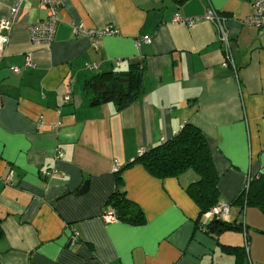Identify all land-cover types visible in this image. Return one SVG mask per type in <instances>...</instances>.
Here are the masks:
<instances>
[{
	"label": "crops",
	"instance_id": "1",
	"mask_svg": "<svg viewBox=\"0 0 264 264\" xmlns=\"http://www.w3.org/2000/svg\"><path fill=\"white\" fill-rule=\"evenodd\" d=\"M54 1L51 44L31 42L29 26L46 15L26 0L0 59V264H264V214L248 208L242 218L231 205L228 222L246 227L238 263L221 246L243 248L244 232L215 237L198 227L206 220L186 192L194 173L156 179L135 161L139 149L189 124L207 142L221 204L264 174V31L241 23L255 0ZM10 5L0 0V17ZM210 8L225 21L233 67L221 66L225 55L205 19ZM78 26L115 35L94 46L74 33ZM139 62L144 93L132 105L89 106L88 79ZM91 64L98 68L89 71ZM117 174L143 225L103 221Z\"/></svg>",
	"mask_w": 264,
	"mask_h": 264
},
{
	"label": "trees",
	"instance_id": "2",
	"mask_svg": "<svg viewBox=\"0 0 264 264\" xmlns=\"http://www.w3.org/2000/svg\"><path fill=\"white\" fill-rule=\"evenodd\" d=\"M171 1L180 6L187 0ZM144 72L145 67L139 62L131 64L125 71L98 73L84 83L85 99L91 107L110 103L117 111H121L143 95ZM135 161L156 179L177 178L188 171L194 173L197 179L186 187V192L197 205L199 218L221 204L217 190L218 178L211 154L204 136L197 128L189 124L184 125L170 140L163 141L143 154L137 155ZM116 180L115 191L107 200L105 209L113 213L115 221L133 226L143 225L145 218L142 211L135 203L127 200L125 192L120 189V175ZM246 181L236 198L228 204L229 207L235 205L242 217L248 208H255L264 214V174H256ZM198 227L215 237L226 231H239L244 232L247 238L243 221L226 222L213 219L199 223ZM246 246L247 239L243 248L221 246V249L227 250L228 254L233 253L240 263L246 256Z\"/></svg>",
	"mask_w": 264,
	"mask_h": 264
},
{
	"label": "built area",
	"instance_id": "3",
	"mask_svg": "<svg viewBox=\"0 0 264 264\" xmlns=\"http://www.w3.org/2000/svg\"><path fill=\"white\" fill-rule=\"evenodd\" d=\"M10 2V8L8 15L6 17H0V59L3 57L5 49L9 44L10 34L12 30L13 23L18 14L21 4L26 0H8ZM38 7L45 12V19L40 20L39 22L29 26V36L30 40L34 45L48 46L51 44L57 24V14H58V5L54 0H34ZM178 17H174V21H178ZM205 19L214 25L216 31V39L219 45L221 46L222 52L225 55V60L221 64L222 67L232 66V59L230 53V38L227 32L225 21L218 12L213 9H208ZM189 21L187 24H191ZM244 25L253 26L261 31H264V0H255L251 4L250 14L241 22ZM75 34H80L86 36L90 39L94 46L97 45L99 39L105 36L115 35V31L112 28H102V29H92L85 31L82 26H78L74 29ZM143 42H149L148 38H143ZM140 43H137L139 46ZM32 67V63L29 58L26 59L23 68L27 69ZM98 67L96 65H87L89 71L96 70ZM11 71L13 74L20 73V68H12ZM69 99V95L65 96V100ZM163 142V141H162ZM145 149H139L138 155H141L145 152ZM62 157V152H56V159ZM113 171H117V166H113ZM46 172L44 175H47ZM13 174L11 172L3 180L5 185H12ZM248 180V179H247ZM247 183V181H246ZM245 183V184H246ZM246 187V186H245ZM229 205L228 204H219L218 206L212 208L208 213L204 215L206 221L209 220H218V221H229ZM102 219L106 223L114 221L112 212H104L102 214ZM76 238V235H75ZM244 242L246 243V238L244 235Z\"/></svg>",
	"mask_w": 264,
	"mask_h": 264
},
{
	"label": "water",
	"instance_id": "4",
	"mask_svg": "<svg viewBox=\"0 0 264 264\" xmlns=\"http://www.w3.org/2000/svg\"><path fill=\"white\" fill-rule=\"evenodd\" d=\"M87 191V182L83 184V186L80 188V190L77 192V194H83Z\"/></svg>",
	"mask_w": 264,
	"mask_h": 264
},
{
	"label": "rangeland",
	"instance_id": "5",
	"mask_svg": "<svg viewBox=\"0 0 264 264\" xmlns=\"http://www.w3.org/2000/svg\"><path fill=\"white\" fill-rule=\"evenodd\" d=\"M252 176V175H251ZM242 217V216H241ZM243 218V217H242ZM241 219V218H240ZM252 231L250 230L249 233H251Z\"/></svg>",
	"mask_w": 264,
	"mask_h": 264
}]
</instances>
